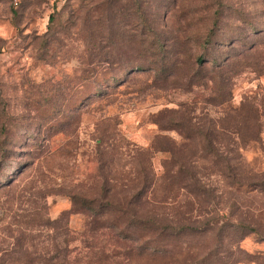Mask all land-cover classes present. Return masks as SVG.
<instances>
[{
  "label": "rangeland",
  "instance_id": "rangeland-1",
  "mask_svg": "<svg viewBox=\"0 0 264 264\" xmlns=\"http://www.w3.org/2000/svg\"><path fill=\"white\" fill-rule=\"evenodd\" d=\"M0 264H264V0H0Z\"/></svg>",
  "mask_w": 264,
  "mask_h": 264
},
{
  "label": "trees",
  "instance_id": "trees-1",
  "mask_svg": "<svg viewBox=\"0 0 264 264\" xmlns=\"http://www.w3.org/2000/svg\"><path fill=\"white\" fill-rule=\"evenodd\" d=\"M64 249V248H63ZM67 249H69L68 247H66V249H64V250H66L65 252H67L68 250ZM57 250L59 251V253H65L64 252V250H62V247H61V245H58L57 246Z\"/></svg>",
  "mask_w": 264,
  "mask_h": 264
},
{
  "label": "built area",
  "instance_id": "built-area-1",
  "mask_svg": "<svg viewBox=\"0 0 264 264\" xmlns=\"http://www.w3.org/2000/svg\"><path fill=\"white\" fill-rule=\"evenodd\" d=\"M19 1H20V0H12V2H13L14 4H16V5L19 3Z\"/></svg>",
  "mask_w": 264,
  "mask_h": 264
}]
</instances>
